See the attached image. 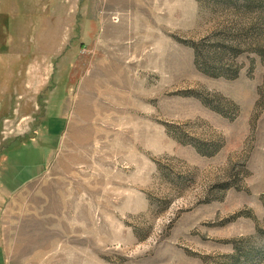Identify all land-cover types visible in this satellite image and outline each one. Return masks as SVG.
<instances>
[{"label":"rangeland","instance_id":"rangeland-1","mask_svg":"<svg viewBox=\"0 0 264 264\" xmlns=\"http://www.w3.org/2000/svg\"><path fill=\"white\" fill-rule=\"evenodd\" d=\"M48 3L0 35V264H264V0Z\"/></svg>","mask_w":264,"mask_h":264},{"label":"crops","instance_id":"crops-1","mask_svg":"<svg viewBox=\"0 0 264 264\" xmlns=\"http://www.w3.org/2000/svg\"><path fill=\"white\" fill-rule=\"evenodd\" d=\"M48 8V0H0V35L46 34Z\"/></svg>","mask_w":264,"mask_h":264},{"label":"bare ground","instance_id":"bare-ground-1","mask_svg":"<svg viewBox=\"0 0 264 264\" xmlns=\"http://www.w3.org/2000/svg\"><path fill=\"white\" fill-rule=\"evenodd\" d=\"M85 84V88H86ZM94 93V92H93ZM88 94V93H86ZM85 96V95H84ZM89 97V96H88ZM87 99V98H86ZM88 108L86 106H83L82 103L80 102L77 107H76V114L77 117L76 119L81 120L83 118H87L88 117ZM76 120V122L78 121ZM75 122V124H73V127H71V132H70V141L73 143V145H77L80 140L82 139L80 136V132L82 131V128H80V126L77 125V123ZM86 127V126H85ZM85 133V132H84ZM83 135V134H82ZM86 135V134H85ZM87 140V137H85ZM85 140V139H84ZM81 143V142H80ZM86 143V141H85ZM71 144V143H70Z\"/></svg>","mask_w":264,"mask_h":264}]
</instances>
